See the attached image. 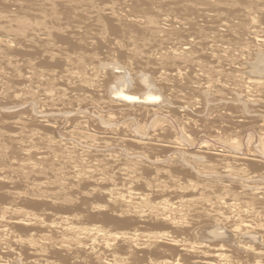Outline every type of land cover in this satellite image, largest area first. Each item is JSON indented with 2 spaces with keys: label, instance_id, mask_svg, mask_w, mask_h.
<instances>
[{
  "label": "bare ground",
  "instance_id": "obj_1",
  "mask_svg": "<svg viewBox=\"0 0 264 264\" xmlns=\"http://www.w3.org/2000/svg\"><path fill=\"white\" fill-rule=\"evenodd\" d=\"M183 1L108 2L98 7L95 2L46 0L34 3L4 2L1 7L5 12L0 11V47H3L1 50L7 47L3 54L15 47L12 45L8 49L9 42L13 41L19 46L25 45L23 47L26 49V52L23 51L21 46L22 52L15 51L16 58L23 52L28 56L26 64L22 62L25 65L20 63L25 74H22L21 68L19 70L21 65H17L12 58H2L8 68L12 67L7 70L17 75L14 80L27 84V87L22 85L25 90L28 88L24 92L20 87L21 91L14 95L10 93L13 98L8 103L1 100L2 104L9 105H0L1 110L10 111H4L8 120L3 124L12 125L17 131L19 129V133L16 130L13 133V129L12 133L7 132L6 138L15 150L14 153L27 157L22 165L20 162L19 168L6 173H16L22 178L23 181L19 183L29 191L25 195L33 198H23L22 194L8 191L11 204L0 208V219L9 216L12 220L9 221L23 229L21 224L27 225L30 219L25 217L31 214L17 205L31 208L41 204L64 212L58 216L62 225V232L58 234L60 238H56L59 240L54 239L56 236H48L43 239L45 245H41L34 241L37 236L32 241L19 240L16 236L20 244L32 246L36 251L41 250L43 255L41 261L38 260L39 264H56L50 260H64L65 254L77 260L87 256L88 261H92L90 264H237L238 261V264H247L251 257L258 259L255 260L257 264L263 262L264 249L261 247H264V216L261 220L253 219L250 222L239 218L247 211L252 217L258 218L264 209V191L257 193L259 189L255 188V192L252 187L244 185L246 179L238 180L237 175L243 173L248 180L264 181V134L255 151L251 150L254 137L249 135L246 154L240 152L243 151V137H240L238 130H232L234 134L227 140L215 136L217 140L224 141L230 150H213V147H208L209 144L203 143L206 146L202 144L199 150H205L192 156L186 152V147L195 146L193 142L196 135H199L192 138L190 136L193 134H188L189 130H197L190 124V120L195 119L190 114L193 113L191 110L197 109L194 115L200 117L201 108L198 109L197 105L203 101L202 97L204 101L209 99L204 94L210 95L212 92L214 96H210L215 100H211L217 104L225 101L224 97L219 96L222 90L230 95V91L235 94L239 90L252 100L264 98V33L261 24L256 25L258 18L262 19L260 15L264 16L261 9L264 0ZM237 4L243 5L242 19H239L238 24L224 21L221 11L229 14ZM69 16L70 23L64 21ZM198 19L204 23L215 22V28L225 27L227 35H221L215 28H205L198 24ZM77 20L84 21V29L95 27L97 33L81 39L83 31L79 32L81 27L76 30ZM241 37H250L248 41L251 44H240ZM14 50L18 49H13L12 53ZM6 53L5 57L10 55V52ZM3 54H0L1 57ZM109 66L115 67L114 71L123 70V75L110 70ZM182 81H185L184 84L178 83ZM191 84H195L194 90L190 88ZM11 85L9 87L14 86ZM129 86L132 88L126 92ZM140 89L142 91L136 92ZM187 89L188 94L197 95V99H187L182 94ZM125 93L128 97L143 99L144 102L141 100L142 104L137 105V114L132 111L136 107L128 105L133 104L134 100L128 103L127 100L118 99L117 96ZM230 95L225 98L227 105L211 108V113L215 112L212 110L217 112L221 109L227 113L228 109H232L228 111L231 113L228 116H235L241 108L238 111L233 104L237 94L231 95L234 97L233 102L232 99L230 101ZM157 97L159 102L146 100ZM115 104H122L119 106L123 107L114 114V109L119 107L115 108ZM25 105L28 107L22 109V112H12ZM126 107L133 108L129 110L136 115L131 121L126 120L132 113H126ZM124 108L126 112L122 110ZM161 114L176 118L180 134L174 131V126ZM220 117L212 121L216 123L218 119H224ZM10 120L13 122L10 123ZM227 120L229 123L230 119ZM31 123L37 124L42 130L31 128ZM232 125L236 124L230 121L229 129ZM261 127L260 130L264 132V124ZM58 129H62L59 132V138L62 136V139L56 141L57 138L53 136L55 133L51 136L49 134ZM225 129L227 127H222L221 132H225ZM24 132H27L29 141L22 140V135L19 137ZM3 143L0 147H5ZM39 144H43V147H38ZM0 149L1 160L7 157L5 151L8 149H3V152ZM156 153L164 155L161 157ZM213 157H220L216 159L220 166L211 165ZM142 159L149 164H144ZM166 163L170 166L165 167ZM217 166L219 168L215 171L214 167ZM249 170L253 176H250ZM48 171L54 179L52 185H49L52 190L43 187L45 181L35 182L33 179L32 183H23L29 176L37 177L39 174H42L44 180H49ZM119 177L122 182L119 184L124 189L126 187L125 191L116 189L120 188L117 181L112 184V188H106L110 178L115 180ZM62 178L70 181L69 188ZM76 182L77 189L80 187L82 190L73 191ZM84 187L89 189L85 190ZM155 187L160 190L157 194L167 198L152 204L146 191H149L148 194L155 193ZM214 189H217L219 195L213 192ZM228 190L237 194L223 195ZM191 191L198 193L197 198H189ZM43 199L47 203L41 202ZM242 199L251 200V203ZM48 202H59L61 206H52ZM69 212L72 214H67ZM83 212H90L86 216L88 223L85 225L83 215L80 214ZM97 214L102 216L99 218ZM34 218H37L35 214ZM100 220L106 227L95 224ZM3 221L0 220V234L7 231L8 227V223ZM0 237L5 239V236ZM12 240L13 246H16V239ZM23 244L17 247L22 248ZM1 250L0 264L19 262L20 259L17 262L14 254Z\"/></svg>",
  "mask_w": 264,
  "mask_h": 264
},
{
  "label": "rangeland",
  "instance_id": "obj_2",
  "mask_svg": "<svg viewBox=\"0 0 264 264\" xmlns=\"http://www.w3.org/2000/svg\"><path fill=\"white\" fill-rule=\"evenodd\" d=\"M23 2V3H34V2H41V1H46V0H0V9H1V7L4 5V2ZM48 1V0H47ZM180 2V1H182V2H184L183 0H54V2H95L96 3V5L98 6V7H103L104 5H107V4H109L108 2H117V3H119V2ZM197 2L196 0H190V2ZM186 2H189V1H186ZM198 2H203V0L201 1V0H198ZM210 2H217V0H212V1H210ZM219 2V1H218ZM238 2H240V1H238ZM3 3V4H2ZM201 9H206L205 7H201ZM244 8H243V5L242 4H237L236 6H234L233 8H232V10L230 11V13L228 14V13H226V12H224V11H221L222 12V14H223V20L224 21H227V20H230V21H232V22H234L235 24H238V22H239V19H242V16H243V12H242V10H243ZM262 9V11L264 12V7L263 8H261ZM0 11H3V9H1ZM5 12V10L2 12V13H4ZM257 15V13L255 14V16ZM64 18V17H63ZM260 18H262V19H259L258 18V22H257V26H258V24L261 26V31L264 33V16H263V14L262 15H260ZM64 21H69V23H70V21H71V19H70V16H69V18L67 19V20H64ZM198 21V24H200V25H203V26H205V28H208V29H210V28H215V27H213V26H215V22H213V21H205V23L203 22V21H201L200 19H198L197 20ZM76 23H78V25H77V28H76V30L78 29V27H81V30L79 31V32H81V31H83V36L81 37V39H85V38H87V37H89V36H91L92 34H94V33H97L96 32V30H95V27H93V26H89V27H87V28H85L84 29V21L83 20H77V22ZM215 29H217V30H219V33L221 34V35H227L226 34V28L225 27H223V26H220L219 28H215ZM85 33V34H84ZM72 38H74V37H72ZM244 38V39H243ZM241 39H242V41L240 42V44L242 43V44H251L250 43V41H248V40H250V37H241ZM243 40H245V41H243ZM246 41H248V42H246ZM252 41V40H251ZM78 42L80 43V39L78 40ZM245 42V43H244ZM12 43H14V44H12ZM12 43L11 42H9V44H8V49L9 48H11L12 47V45L13 46H15V47H12L11 49L12 50H8L9 52H10V57L7 55L6 57H5V53L6 52H4V54H3V51L7 48H5L4 50H1V49H3V47L1 48L0 47V51L2 52H0V54H3L2 55V57H1V55H0V60L2 59V58H4L5 60L6 59H9L10 60V58H12L13 59V61H15L16 62V64L17 65H21V64H23V65H25L26 64V59H27V57H26V55L24 54V52H23V54H21V56L18 54L17 55V58H16V54L18 53L17 51H19V52H22V50L24 49V47H25V45H21L22 47H23V49H22V47L21 46H19V45H17V44H15V42H13L12 41ZM57 45L58 46H63L61 43H57ZM19 46V47H18ZM18 47V48H17ZM27 47V46H26ZM18 49V50H14V52H15V54H14V52L12 53V51H13V49ZM55 48H56V46H55ZM7 50V49H6ZM5 50V51H6ZM7 51V53H9ZM23 51H25L26 52V49H24ZM6 53V54H7ZM11 54L13 55V56H11ZM15 55V56H14ZM18 60V62H19V64H18V62H17V60L15 59V58ZM23 57H26V58H24V59H22ZM18 58H20L21 59V61H19V59ZM4 59H2L1 61H3ZM3 61V62H1L0 61V84H1V86H2V88H1V86H0V93H1V90H2V92L3 93H1L0 94V105L1 106H3V107H5L4 106V104H6V103H8L7 101H10L12 98H13V95L14 94H16L18 91H21L20 90V87H22V85H27V84H23V83H20V82H16L14 79L16 78V76L17 75H14V74H12V72L10 71L11 70V66H10V68H8L9 66H7V63H5L6 61ZM23 60V61H22ZM22 62H25V64L24 63H22ZM21 63V64H20ZM6 64V65H5ZM6 67H5V66ZM23 65H21L20 67H19V70H20V68L23 66ZM112 66H109L108 68L110 69V70H112L113 68L115 69V67H113V68H111ZM4 68V69H3ZM7 69H10V70H7ZM114 69L112 70V71H114ZM24 69L23 68H21V72H22V74H25V71H23ZM56 70V69H55ZM116 70V69H115ZM4 71H7V73H9L10 72V74H8L7 75V73L5 74V72ZM123 71V70H122ZM121 70H118L117 69V71H114L115 73H117V74H120L121 75V73H122V75H123V73H124V71L122 72ZM246 72H247V70H245ZM249 71V70H248ZM246 72H243V73H246ZM3 73H4V75H3ZM13 76H12V75ZM11 77V79L9 78V77ZM246 76H249L250 77V75L249 74H246ZM3 77V78H2ZM13 77V78H12ZM5 78H7V79H5ZM17 79V78H16ZM4 80V81H3ZM9 80V81H8ZM2 81H3V84H2ZM7 81V82H6ZM243 81V80H242ZM4 82H5V84H4ZM10 82V83H9ZM183 82H185V81H182V82H178V83H180V84H184ZM15 83H18V84H16L15 85ZM144 83H146V81H144ZM9 84V85H8ZM12 84V85H11ZM21 84V85H20ZM4 85V86H3ZM13 86V87H9V86ZM130 85V84H129ZM139 85V83L137 84V86ZM195 84H191V87L190 88H192L193 90L195 89L194 86ZM194 86V87H193ZM19 89H18V88ZM27 87V86H26ZM138 87H140V85L138 86ZM4 88V89H3ZM11 88H14V89H11ZM23 88V87H22ZM129 88L131 89L132 88V86H129L128 88H127V90H126V92H129ZM5 90V91H4ZM23 90H24V92L25 91H27L28 90V88H26V90L23 88ZM132 91V90H131ZM140 91H142L141 89L139 90V91H136V92H140ZM148 91V90H147ZM188 91H189V89H187V90H184L183 92H182V94H184L185 96H186V98L187 99H190V100H195V99H197V95H190V94H188ZM223 91V93L221 94V93H219V96L220 97H224V100L225 101H223V102H220L219 104H217V103H215L213 100H215L213 97H211V96H214L213 95V93L212 92H210V95L209 94H204L207 98H209L208 100H205L204 101V99H203V97H202V102H201V104L199 103L198 105H197V108L198 109H200L201 108V115H200V117L199 116H197V115H194V114H196V110H191L193 113L192 114H190V115H193V118H195V119H198V120H195V119H191L190 121V124H191V126H192V128L195 130L196 128H197V130H195V131H197V132H193V131H191V130H189V135H191V134H193V136H190V137H195V135L196 134H199V135H196L197 137H195L196 139H195V142H193V143H195V146L194 145H192L193 147H191V146H189V147H186L187 148V150H186V152H189V155H191L192 154V156L195 154V153H197V152H201L202 153V151H204L205 149H202V150H199V148L200 147H203V145H208V147L209 148H211V147H213V148H211V149H213V150H230L231 148L228 146V145H225L224 144V141L223 142H221V141H219V140H217L216 139V137L215 136H220V138L222 139H224V140H227V138L228 139H230L229 137L231 136H233V134H234V130L235 131H237L239 134H240V137H243V140L241 139V142H242V147H243V151H240V152H244L245 154H246V152H247V150H248V148H247V143H248V141H249V135H253V145H252V148H251V150H256L255 148H257L256 146H257V144H259V142H260V139H261V137H262V134H264V132H263V130H260L262 127V125L264 124V122L262 123V125H261V122L262 121H264V98H262V99H259V98H256L255 100H252L251 98H248L247 97V94L245 95L247 98H245V96H244V94L245 93H242L241 91H239L238 90V92H236L235 94H233L231 91H230V93H231V95H236L238 98H236V96H235V98L233 97V96H231L230 94H228L227 92H225L224 90H222ZM133 92V91H132ZM10 93H12V94H10ZM21 92H19L18 94H20ZM212 93V94H211ZM226 93V94H225ZM238 93H239V95H238ZM23 94V93H22ZM127 93H125V94H120V96H117L118 97V99H121L122 101H128V103H129V101L131 102V100L134 102L133 104H135V105H133V104H128V103H126V104H128V105H132L133 107H136L135 109H131V107H129V109L130 110H132V111H134L135 113H136V111L139 109V108H137V105H139L140 103L142 104V102H141V100L143 101V99H138V98H135V97H128L127 95H126ZM230 95L229 97H231L230 98V101H231V99L232 98H234L235 99V101H237L236 103H235V101H234V99H232V102H233V104H234V106H236L238 109V111H239V109L241 108V110L239 111V112H236L235 113V116H233V115H230L231 117H229L228 116V114L232 111V109H228V111H230V112H228L227 111V113L225 112V110H223V109H221L220 111H217L216 112V110H212V111H215L214 113H211V108L213 109V108H216V107H223V105H227V99H225L228 95ZM243 94V95H242ZM207 95H209V96H207ZM225 95V96H224ZM23 97L25 96L24 94L22 95ZM203 96V95H202ZM2 97V98H1ZM22 97V98H23ZM126 97V98H125ZM143 97H145V96H143ZM205 97V98H206ZM242 97L244 98V99H242ZM7 98V99H6ZM9 98V99H8ZM135 98V99H134ZM211 98L213 99V100H211ZM3 99V100H2ZM151 99H153V98H147L146 100L148 101V102H153V101H160V99L157 97V98H155L154 100H151ZM159 99V100H158ZM219 98H217V100H218ZM240 99V100H239ZM5 101L6 103H4V104H2L3 102L2 101ZM16 100V99H15ZM19 100V99H18ZM139 101V103L137 104V102ZM201 100V99H200ZM247 100V101H246ZM250 100H252L251 102H253V103H251L250 102ZM256 100H258V101H256ZM13 101H14V99H13ZM213 101V102H212ZM219 101V100H218ZM241 101L243 102L242 103V105L240 104L241 103ZM250 103H249V102ZM2 102V103H1ZM144 102V101H143ZM147 102V103H148ZM245 102H247V103H245ZM258 102H260V103H262V104H257ZM132 103V102H131ZM249 103V104H248ZM239 104H240V106H239ZM250 104L252 105L251 106V108H250ZM119 105H122V104H119ZM118 104L116 105H114V107L115 108H117L118 106H119ZM203 105V106H202ZM229 105H231V104H229ZM6 106H9V105H7L6 104ZM231 106H233V105H231ZM242 106H244V107H242ZM246 106H248V108L246 107ZM253 106H254V108H253ZM28 107V105H25V106H22L21 108H16L15 109V111H12L13 113L14 112H22L23 110L22 109H25V108H27ZM121 107H123V106H121ZM120 106L117 108V110L116 109H114V114H115V112H117L118 111V109L119 108H121ZM208 107V108H207ZM246 107V108H245ZM262 109H261V108ZM126 108H127V110H126ZM126 108H124V109H122L123 111H125L126 113H128V112H130V110L128 109V107H126ZM245 108V109H244ZM253 108V110H251ZM258 108V109H257ZM260 108V109H259ZM137 109V110H136ZM21 110V111H20ZM209 110V111H208ZM250 110V111H249ZM256 110V111H255ZM4 111L7 113V112H10V111H7V110H1V108H0V117L2 118H0V130L2 131L3 129H5V130H3L2 132H0V133H2V137L0 138V140H2L1 142H0V144L1 143H3L4 144V146L5 147H0V148H2V152H3V149H4V151H5V149H6V147H8L7 149H8V151H5V153H6V155H7V157L6 158H4V159H1L0 160V170H2L1 171V173L2 174H0V208L1 207H4V205L6 206L7 204L8 205H10L11 204V200L9 199L10 197H11V194L10 193H8V191H10V192H12V193H19V194H22L23 195V198H25V194H28V188L27 187H25L22 183H19V182H21V181H23L22 180V178H20L16 173H14V175H9V174H7L6 172H12L11 170H16L17 168H19L21 165H22V163H23V161L25 162V160H26V158L27 157H25L24 155L23 156H19V155H17L16 153H14L15 152V150L13 149V147L11 146V144H10V142H8V140H7V138H6V133L7 132H10V133H16V132H18L19 133V129H18V131H17V128L15 129V128H13V126L12 125H8L7 123H4L3 124V122H5V120H8V119H6V116H5V113H4ZM131 111V112H132ZM243 111V114H241V112ZM257 113V114H259V115H257V114H255V112ZM86 112V111H85ZM130 112V113H131ZM134 112H132L131 114H130V117L129 118H127L126 120H128V121H131L132 120V118H134V116H136L135 115V113ZM225 112V113H224ZM250 112V113H249ZM118 113V112H117ZM190 113V112H189ZM239 113V114H238ZM245 113V114H244ZM247 113H249V114H252V115H248ZM254 113V114H253ZM4 114V115H3ZM87 114H89L88 112H87ZM129 114V113H128ZM137 114V113H136ZM219 114V115H218ZM221 114V115H220ZM231 114V113H230ZM263 114V115H262ZM90 115V114H89ZM203 115V117H201ZM246 115H248V116H246ZM116 116V115H115ZM138 116V115H137ZM161 116L162 117H165V119L167 118V120L166 121H169L170 122V124H172V126H174V131L176 132L177 131V133H179L180 134V126L178 127L177 125L179 124L178 122H177V124H176V118H171V117H166V116H164V114H161ZM222 117L223 116V118L224 119H222L221 117V119H218V121L219 122H217L216 121V123L215 122H213L212 120H215L214 118H216V117ZM252 116V117H251ZM256 116V117H255ZM229 117V118H228ZM243 117V118H242ZM262 117H263V119H262ZM5 118V119H4ZM254 118V119H253ZM258 118V119H257ZM227 119H230V121H232L233 123H235L236 125H232V128H230L229 129V127H228V125L230 126V121H229V123H228V120ZM242 119H243V121H242ZM252 119H253V121H252ZM4 120V121H3ZM192 120H195V121H192ZM249 120V121H248ZM258 121V122H257ZM261 121V122H260ZM13 122V120H10V123H12ZM150 122V121H149ZM149 122H148V125H149ZM254 122V123H253ZM220 123V124H219ZM240 123V124H239ZM216 125V126H215ZM243 125H244V127H243ZM259 125H260V127H259ZM3 126V127H2ZM239 126V127H238ZM259 128H258V127ZM8 127H10V128H8ZM30 127L31 128H37V129H39V130H42V128H40V127H38V125L37 124H35V123H31L30 124ZM133 127H135V126H133ZM132 127V128H133ZM220 127V128H219ZM222 127H227V132L225 133L224 131H222L221 132V129H222ZM7 128V129H6ZM201 128V129H200ZM237 128V129H236ZM255 128H257V129H255ZM12 129H13V131H12ZM172 129H173V127H172ZM219 129H220V131H219ZM242 129H243V131H242ZM244 129H245V131H244ZM15 130H16V132H15ZM62 129H58L57 131H54V132H50V136L51 135H53V133H55L53 136L55 137V138H57L56 139V141H59V140H61L62 139V136H61V138H59L60 137V135H59V132L61 131ZM199 130V131H198ZM203 130V131H202ZM233 130V131H232ZM257 130V131H256ZM12 131V132H11ZM241 131H242V133H241ZM259 131V132H258ZM63 132V131H62ZM199 132V133H198ZM224 132V133H223ZM262 132V133H261ZM57 133V134H56ZM27 132H24V133H20V135H19V137L22 139V137L24 136V138L22 139V140H24V141H29L28 139H27ZM241 134H242V136H241ZM59 135V136H58ZM62 135V134H61ZM4 136V137H3ZM179 136V135H178ZM226 136V137H225ZM260 136V137H259ZM180 137V136H179ZM4 140H3V139ZM215 138V139H214ZM36 139H38V137L36 138ZM222 139V140H223ZM197 140V141H196ZM217 140V141H216ZM37 141V140H36ZM194 141V140H193ZM204 141V142H203ZM208 143H207V142ZM219 141V142H218ZM211 142V143H210ZM221 142V143H220ZM247 142V143H246ZM203 143H205V144H203ZM203 144V145H202ZM211 144V145H210ZM2 145V144H1ZM7 145V146H6ZM201 145V146H200ZM205 145V146H206ZM213 145V146H212ZM3 146V145H2ZM23 146V145H22ZM24 146H26V144L24 145ZM153 146H155V145H153ZM18 147H20V146H18ZM18 147H16L17 148V150L19 149ZM28 147V146H27ZM26 147V148H27ZM38 147H43V144H39V146ZM216 148V149H215ZM6 149V150H7ZM11 149V150H10ZM1 150V149H0ZM116 152L118 153V152H120L119 150H116ZM199 152V153H200ZM204 154H205V152H203ZM13 154V155H12ZM121 155L123 154V152L121 151V153H120ZM156 154H159V153H156ZM156 154H154L153 156H151L152 158H154V156L156 155ZM255 154H257L256 152H255ZM161 157H163V155H164V153L163 154H159ZM258 156H260L259 154H257ZM16 156V157H15ZM22 157V158H21ZM23 157H24V159H23ZM122 158H125V156H121ZM161 157H159V158H161ZM261 158H262V156H260ZM217 158H220V157H213V159H212V162H211V165L212 164H214L215 166L218 164V166H220L219 165V163L217 162ZM35 159H37L36 157H35ZM136 160H139V158H135ZM179 159V158H178ZM192 159V158H191ZM263 160H264V158H262ZM143 160V162H144V164H146V165H148L149 164V162H145L146 160H144V159H142ZM180 160V159H179ZM216 160V161H215ZM262 160V161H263ZM22 161V162H21ZM20 162H21V165H20ZM216 162V163H215ZM165 165V167H168V166H170L169 164H164ZM214 165H212V166H214ZM214 167L215 168V171H217V169L219 168V167ZM10 167V168H9ZM4 168H5V170H4ZM239 168V167H238ZM151 171V170H150ZM250 171V172H249ZM248 171V173L249 174H251V170H249ZM23 172H25L24 170H23ZM150 174H152V173H150ZM149 174V175H150ZM193 175V174H192ZM118 176V175H117ZM117 176H115V177H117ZM153 176V175H152ZM250 176H253L252 174L250 175ZM47 177L49 178V180L51 181L50 183H49V180H44L43 179V176H42V174H39L37 177H34V176H29L28 177V179L26 180V182H23L25 185H27L28 184V182L29 183H32L33 182V179H34V181L35 182H38V181H41V182H44L45 181V183H44V186L43 187H45L46 189H49V190H52L53 188H51V186H49V185H52V182L54 181V179L50 176V171H48V173H47ZM237 177H239L238 178V180H243V179H246L245 180V182H243V183H245L244 185H247V186H249V187H252L253 189H254V191L256 190L255 188H257V189H259L260 190V192H258L257 191V193H261L262 191H264V181H260V180H256V179H252V180H248L247 178H246V176H245V174H243V173H239L238 175H237ZM194 177H192L191 179H193ZM112 178H110V180L109 181H107V183H106V188H112V186L115 184V182L117 181V185H119V187L120 188H117L116 187V189L117 190H119V191H122V189H124L123 187H121L120 186V184L122 183V182H120L121 181V177H119L118 179H113V180H111ZM190 179V178H189ZM43 180V181H42ZM53 180V181H52ZM61 180H63V182L66 184V187L67 188H69V184L68 183H70V181H68V179H66V180H64V178H62ZM152 180H153V178H151V181L150 182H152ZM188 180V179H187ZM193 180H195V179H193ZM47 181V182H46ZM119 181V182H118ZM252 181V182H251ZM40 182V183H41ZM114 182V183H113ZM120 183V184H119ZM252 183V184H251ZM2 184H5L4 186H2ZM45 184H47V185H45ZM113 184V185H112ZM229 183H227V185H228ZM261 184H262V186H261ZM75 185H77V182L74 184V186ZM46 186H48V187H46ZM78 186V185H77ZM77 186H75V188L73 189V191H76V190H82L80 187L77 189ZM28 187H30V185H28ZM42 187V189H45V188H43ZM53 187V186H52ZM263 187V188H262ZM41 188V187H40ZM83 189H85V190H88L89 188H86V187H84ZM115 189V188H114ZM157 189H159V188H156L155 187V190H157ZM262 189V190H261ZM12 190V191H11ZM126 190V187H125V189H124V191ZM73 191H70V192H73ZM127 191H130L129 189L127 190ZM42 192V191H41ZM147 193V198H149L150 199V201L152 202V204H155L156 202H158V201H160V200H162V199H166L167 198V196H161V195H159V194H157L158 192H160V190H157L155 193H152V194H148V192L149 191H146ZM213 192L215 193V194H217V195H219V193L217 192V189H214L213 190ZM256 192V191H255ZM193 193V194H192ZM263 193V192H262ZM8 196H7V195ZM127 194V193H126ZM196 194V195H195ZM234 194H237V192H231V191H227V192H223V195H234ZM190 197L189 198H195L196 196H198V193L196 192H190ZM193 196V197H192ZM195 196V197H194ZM258 196L260 197V196H262V194H258ZM9 197V198H8ZM27 198H33V197H31V196H26ZM197 198V197H196ZM258 198V197H257ZM256 198V199H257ZM4 201H3V200ZM9 200V201H8ZM47 201V200H46ZM46 201H44V199L41 201V202H46ZM172 201V200H171ZM242 201H244V202H249V203H251V200H248L247 199V201H245V200H243L242 199ZM10 202V203H9ZM2 203H5V204H3V205H1ZM47 203V202H46ZM48 203H50L52 206H61L60 205V203L59 202H48ZM76 204L78 205L79 204V202H76ZM7 205V206H8ZM17 207H19V208H21L22 210H25V211H27V212H29L31 215H28V216H26L25 218L26 219H30V221L29 222H26L27 223V225H24V224H21V225H23V229H25V230H23V229H20L19 227H17L18 225H14V223L13 222H11L12 220L9 218V216H5V218L4 219H0L1 221H3L5 224L6 223H8L7 225H8V227H7V231H5V232H3V234H0L1 236H5L4 238L6 239H2L3 237H0V241L3 243V245H2V243H1V246L4 248L7 244V246H9V247H7V249H6V247L4 248V250H3V248L2 247H0V248H2V250L3 251H8L9 252V254H14L15 256H14V258L15 259H17V262H18V259H20L19 260V262L17 263V264H39V261L38 260H40L41 261V255H43L42 254V252H41V250L40 251H36L32 246H28V247H26L27 245H25V244H23V243H21V244H23L22 245V248H20L21 247V244H20V242H18V239L19 240H23V239H26V240H23V241H28V240H30V241H32L33 240V238H35L36 236V238L34 239V241L35 242H38V244H41V245H45V240H43V239H45V237L46 238H48V236H50V238H54L55 236V238L54 239H56L57 237L58 238H60V232H62V228H61V221H59V218H58V216L60 217L62 214L61 213H64V212H59V211H57L56 209H54V208H51V207H49V206H46V205H41L40 204V206H38V207H28V206H24V205H17ZM26 207V208H25ZM35 208V209H34ZM83 208H85V207H83ZM260 209V208H259ZM85 210V209H84ZM104 212V211H103ZM262 212H264V209L262 210ZM260 213L259 215H258V218L257 217H252L251 215H250V213H248V211L247 212H245L244 213V215L243 216H240V220L241 219H243L245 222H250V221H252L253 219H255V220H261V218H263V216H264V213ZM88 213V214H87ZM89 213L90 212H83V214L82 213H80L81 214V216L84 218V219H82L83 220V222H84V225L85 224H87L88 223V221L86 220V216H89ZM34 214H35V216L38 218V216H40L37 220L34 218ZM66 214V213H65ZM67 214H72V213H67ZM91 214H93V213H91ZM38 215V216H37ZM33 217V218H31V217ZM97 216L100 218L102 215H100V214H97ZM7 217V218H6ZM28 217V218H27ZM42 217V218H41ZM116 217V216H115ZM118 218V217H117ZM40 219H42V220H40ZM57 219V220H56ZM9 220H11V221H9ZM37 221V222H36ZM40 221H42V222H40ZM46 221V222H45ZM56 221L58 222V223H60V224H58V223H56ZM101 221V220H100ZM44 222V223H43ZM53 222H55V224L56 225H54V226H52L53 225ZM97 222V221H96ZM45 223H47L46 225L47 226H45ZM50 223H52V224H50ZM141 223H143V222H141ZM44 224V225H43ZM95 224H100V225H102V226H104V227H106V224H104L102 221L101 222H98V223H95ZM11 225V226H10ZM28 225H30L29 227H28ZM42 225H43V228H42ZM49 225V226H48ZM60 227H59V226ZM9 226L11 227V228H9ZM14 226H16V228L14 227ZM45 226V227H44ZM25 227V228H24ZM50 228V229H48V228ZM18 228V229H17ZM30 228H31V230H30ZM54 228V229H53ZM61 228V230L59 231H57V229H60ZM10 229V230H9ZM17 229V230H16ZM28 229V230H27ZM50 230L51 231V234H49L50 233V231H48V230ZM19 230H21L20 232H19ZM30 230V231H29ZM43 231L42 233H41V231ZM47 230V231H46ZM11 231H12V233H11ZM16 231V232H15ZM17 231H18V233H17ZM28 231V232H27ZM54 231H57V232H54ZM7 232V233H6ZM13 232H15V234L13 233ZM25 232V233H24ZM47 232H48V234H47ZM5 233H6V235H5ZM9 233L11 234V236L9 235ZM24 233V234H23ZM44 233V234H43ZM54 233V234H53ZM58 235L59 233V235L57 236L56 234ZM13 234L15 235V236H13ZM26 234V235H25ZM32 234V235H31ZM39 234V235H38ZM42 236H41V235ZM30 235H31V237H30ZM33 235H34V237H33ZM46 235V236H45ZM10 236V237H9ZM16 236H17V238H16ZM24 236V237H23ZM40 236V237H39ZM14 237V238H13ZM21 237H22V239H21ZM42 237V238H41ZM9 238V239H8ZM32 238V239H31ZM12 239H16V242H15V240H14V244H16V246L15 247H17V245H19L20 247L18 248H16L15 249V247L13 246V240ZM42 239V240H41ZM7 240H10V241H8V243L6 244V242H7ZM56 240H59V239H56ZM4 241V242H3ZM10 243V244H9ZM12 244V245H11ZM12 246L14 247V250H12ZM40 246V245H39ZM39 246H38V248H39ZM10 248V249H9ZM27 248H29V249H27ZM31 248V249H30ZM33 248V249H32ZM20 249V250H19ZM27 249V250H26ZM261 249H264V247H261ZM1 250V249H0ZM1 250V252H3ZM10 250H11V252H10ZM19 250V251H18ZM23 250V251H22ZM16 251V252H15ZM21 251V252H20ZM26 251V252H25ZM22 252H24V253H22ZM36 252V253H35ZM41 252V253H40ZM26 253V254H25ZM27 253L29 254V256H27ZM34 253V254H33ZM21 254V255H20ZM18 255V256H17ZM17 257V258H16ZM21 257H22V259H21ZM24 257V258H23ZM25 257H27V259H25ZM67 257H69V256H67L66 254H65V258H67ZM40 258V259H39ZM64 258V260H59V259H51L50 261H53V262H55L56 264H57V262L59 263V261L61 262L60 264H87V262H88V264H90L92 261H88V259H87V256H86V258H85V256H83L82 258H79L78 260L76 259V258H73L72 259V257H69V258H67V259H65ZM71 258V259H70ZM84 258V259H83ZM253 258V259H252ZM68 259H70L69 260V262L67 261ZM240 259V258H239ZM244 261H247V259L246 258H242ZM34 260V261H33ZM35 260H37L38 261V263H37V261H35ZM75 260V261H74ZM81 260V261H80ZM258 260V259H256V258H254V257H251V259L250 258H248V261H247V264H257V262L256 261ZM62 261H64L63 263H62ZM79 261V262H78ZM87 261V262H86ZM263 262H261V264H263L264 263V260H262ZM35 262V263H34ZM238 263H239V261H238ZM237 263V264H238ZM40 264H45V263H41L40 262ZM186 264V263H185ZM240 264H242L241 262H240ZM244 264H246V263H244Z\"/></svg>",
  "mask_w": 264,
  "mask_h": 264
}]
</instances>
